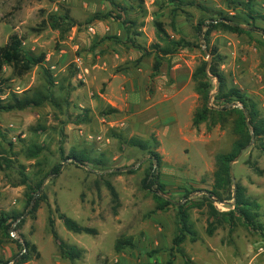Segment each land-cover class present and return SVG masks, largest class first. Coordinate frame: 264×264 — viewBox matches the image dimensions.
Returning a JSON list of instances; mask_svg holds the SVG:
<instances>
[{
    "label": "rangeland",
    "instance_id": "obj_1",
    "mask_svg": "<svg viewBox=\"0 0 264 264\" xmlns=\"http://www.w3.org/2000/svg\"><path fill=\"white\" fill-rule=\"evenodd\" d=\"M247 2L0 0V47L17 34L26 53L46 57L44 68L34 67L22 77L6 66L0 102L8 104L14 94L23 98L46 92L44 70L54 82L53 100L24 110L0 111V220L24 214L12 221L11 238L0 229V264H17L18 239L36 245L39 253L25 264L166 263L178 233V208L155 212L153 191L143 188V180L149 173L159 176L173 202L194 200L201 205L214 185L218 156L230 153L237 138L231 121L211 129L210 122L193 126L194 113L202 105L193 74L203 61L212 62L210 50L216 49L220 56L218 66L227 86L251 98L264 120V0H253L251 10ZM66 13L77 24L66 34L42 25L48 16ZM223 18L252 28L251 35L218 29L211 33L209 45L197 37L198 24ZM157 22L173 40L189 45L167 57L152 79ZM212 99L211 105L221 109L222 103ZM131 138L148 141L160 162L152 165L149 151L126 143ZM36 147H41L40 155L32 157ZM71 151L86 154L90 163L82 166L66 159ZM60 163L59 177L43 181L41 193L47 201L31 214L34 206L27 202L28 189L19 185L21 172L36 183ZM128 167L132 169L113 172ZM232 171L234 183L260 204L264 224V153L250 147ZM106 181L119 195L116 212ZM232 204L215 206L227 212ZM50 208L60 239L85 249L83 259L71 262L61 257L50 232ZM57 208L98 234L68 231ZM191 219L197 239L187 237L181 249L193 264H264L260 232L242 223L233 229L224 223L210 236L203 206L191 210ZM125 238L132 239L134 247L118 251L117 241ZM175 253L174 264H184L181 254Z\"/></svg>",
    "mask_w": 264,
    "mask_h": 264
},
{
    "label": "trees",
    "instance_id": "obj_2",
    "mask_svg": "<svg viewBox=\"0 0 264 264\" xmlns=\"http://www.w3.org/2000/svg\"><path fill=\"white\" fill-rule=\"evenodd\" d=\"M252 2L253 0H248L247 2V6L250 10ZM251 13H253V11H251ZM250 17L252 20L256 19L253 15H250ZM42 25H47L51 29L59 31L61 35L66 34L72 28L77 26L76 22L68 13L63 16L50 15ZM156 28L159 43L153 45L155 59L153 64V73L151 75L152 79L160 73L167 57L177 54L181 49L186 48L189 45L183 40H173L167 34L162 23L157 22ZM218 29L229 31L237 35H251L252 32V28L242 26L230 19L223 18L220 20H211L209 23L203 21L198 24L196 27L197 37L203 38L206 44L209 45L211 33ZM210 55L212 56L210 66H208L207 61H203L193 74L195 91L202 102L201 107H199L194 113L193 126L198 128L201 124L210 122L211 125L209 126V129H211L217 124H226L231 121L237 138L230 153L218 156L217 170L214 173V185L212 189L207 192L205 202L201 205H197L194 200H190L185 204H176L173 202L170 198H168L166 191L167 186L160 180L159 176H154L149 173L143 180V188L148 191H153V196L157 204L155 212H165L171 207L178 208V233L173 239L174 246L170 252L169 259L165 264L175 263V252L181 254L184 259V264H193L187 254L182 251L181 246L186 241L187 237H190V239L194 242L197 239L194 222L191 219V210L194 208H200L202 206L207 208L209 216L207 233L210 236H212L216 229L224 223H227L232 229L235 228L238 223H242L249 230L253 232H260L264 235V224L261 222L260 204L246 195L245 187L241 184L234 183L231 174V162L234 161L243 151L252 146H256L264 153V120L260 118L257 105L251 98L247 97L239 89L229 88L227 86L226 77L218 66L220 56L217 54V50H210ZM45 58L44 54L35 57L26 53L24 50L23 39L19 35L13 34L9 38L8 42L4 46L0 47V95L4 94V86L7 83V81L2 78L6 66L13 69L15 76L22 77L26 73L30 72L34 67L44 68ZM44 71L46 72L45 75L47 81L46 92H36V94L32 96L27 94L23 98L14 94L11 102L8 104L3 105L0 102V111L24 110L29 107L40 106L45 101L53 100V96L50 92V87L54 85L53 78L48 70ZM216 81L218 83L217 85ZM212 97L213 101L222 103L221 109L211 105L210 101ZM236 104H240L242 108L234 107ZM153 141L157 144L156 139H153ZM126 143L143 151H149V153L153 156L152 165H154V160L160 162V155L150 149L148 141L131 138L126 141ZM36 148V150L31 152L32 157H38L40 155L41 147ZM71 158L82 166H86L90 163L88 156L84 153L71 151L66 159ZM1 167L2 166L0 164V168ZM62 168V163L54 165L52 169L45 174L42 180L36 183H32L31 178L26 176L24 172H21L23 178L19 185L26 186L28 189V192L25 194L27 202L28 204L32 203L34 206L31 214L36 213L41 203L47 201L46 195L41 193L44 179L48 176L59 177L62 172ZM105 184L111 194L112 201L114 203L113 209L116 212L117 208L120 206L118 192L111 182L106 181ZM232 202V207L227 212H220L215 206L216 203L230 204ZM56 212L68 231L75 234H98L96 229L83 227L75 220L60 213L59 208L56 209ZM23 215L24 214L20 213L18 216L14 217H2L0 220V229L11 238L9 231L12 223L20 219ZM9 221L11 222L9 223ZM55 225L56 221L53 216V211L50 208V232L58 247L61 257L71 262L83 259L86 253L85 249L75 245H70L61 240L56 231ZM15 242L21 248V253L15 257L17 259V264H25L31 261L33 259V255L37 258L39 257L37 246L32 244L30 241H23V243H21L18 239L15 240ZM126 247H134L132 239L125 238L117 241L116 249L118 251L125 249Z\"/></svg>",
    "mask_w": 264,
    "mask_h": 264
},
{
    "label": "water",
    "instance_id": "obj_3",
    "mask_svg": "<svg viewBox=\"0 0 264 264\" xmlns=\"http://www.w3.org/2000/svg\"><path fill=\"white\" fill-rule=\"evenodd\" d=\"M205 52H206V55L208 56V58H209V52H208V50H205ZM210 63H211V61H210V59L208 60V66H210ZM234 107H238V108H242L241 106H238V105H234ZM248 126H249V124H248ZM254 138V137H253ZM242 156V153L234 160V161H232L231 162V174H232V176H233V171H232V166H233V164H234V162L235 161H237L240 157ZM154 162H155V160H154ZM132 168H130V167H128V168H122V169H117V170H113V172H121V171H128V170H131ZM46 181V180H45ZM45 183V182H44ZM44 185V184H43ZM235 204V203H234ZM15 230H10L9 231V233L10 234H13V232H14Z\"/></svg>",
    "mask_w": 264,
    "mask_h": 264
}]
</instances>
